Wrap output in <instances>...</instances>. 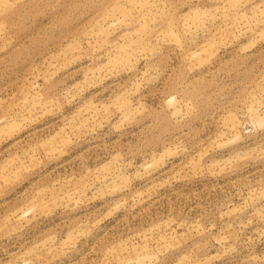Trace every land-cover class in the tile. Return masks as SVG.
<instances>
[{
	"label": "rangeland",
	"instance_id": "obj_1",
	"mask_svg": "<svg viewBox=\"0 0 264 264\" xmlns=\"http://www.w3.org/2000/svg\"><path fill=\"white\" fill-rule=\"evenodd\" d=\"M0 264H264V0H0Z\"/></svg>",
	"mask_w": 264,
	"mask_h": 264
}]
</instances>
